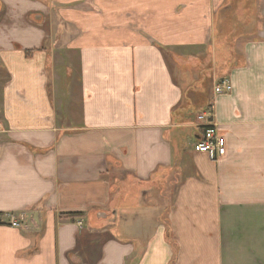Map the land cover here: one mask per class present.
I'll use <instances>...</instances> for the list:
<instances>
[{"label":"crops","instance_id":"1","mask_svg":"<svg viewBox=\"0 0 264 264\" xmlns=\"http://www.w3.org/2000/svg\"><path fill=\"white\" fill-rule=\"evenodd\" d=\"M173 260L264 264V0H0V264Z\"/></svg>","mask_w":264,"mask_h":264},{"label":"built area","instance_id":"2","mask_svg":"<svg viewBox=\"0 0 264 264\" xmlns=\"http://www.w3.org/2000/svg\"><path fill=\"white\" fill-rule=\"evenodd\" d=\"M232 90L229 81L223 79L215 87L214 92L217 95L230 92ZM199 127H204L206 130L202 133L201 139L196 144V150L200 153L206 154L210 160L215 161L219 157L226 154V148L224 146V140L219 137L217 133V125L213 121L210 111L202 112L197 115ZM22 220L14 215L9 217V224L12 227L19 228L22 226ZM81 226L82 223L80 222Z\"/></svg>","mask_w":264,"mask_h":264},{"label":"rangeland","instance_id":"3","mask_svg":"<svg viewBox=\"0 0 264 264\" xmlns=\"http://www.w3.org/2000/svg\"><path fill=\"white\" fill-rule=\"evenodd\" d=\"M253 20V19H252ZM219 63V65H220V62H218ZM174 64V67H175V69H178V67H177V64H175V63H173ZM182 70H184V72H186V74L188 75V78L190 79V77H192V76H194V72H195V68H193V66L192 65H187V66H185V67H182ZM175 185H176V183H175ZM174 185V186H175Z\"/></svg>","mask_w":264,"mask_h":264},{"label":"trees","instance_id":"4","mask_svg":"<svg viewBox=\"0 0 264 264\" xmlns=\"http://www.w3.org/2000/svg\"><path fill=\"white\" fill-rule=\"evenodd\" d=\"M202 109H203V112L210 111L211 110L210 102L207 103V105L204 108H202ZM199 129H200L201 133H204V131L206 130V128H204V127H199ZM174 263L175 262L173 260L171 264H174Z\"/></svg>","mask_w":264,"mask_h":264}]
</instances>
